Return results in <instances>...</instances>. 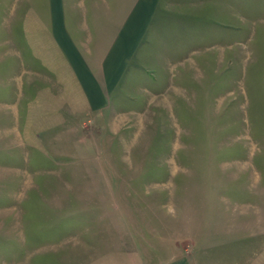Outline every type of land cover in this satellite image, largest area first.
<instances>
[{"label":"rangeland","instance_id":"374dc122","mask_svg":"<svg viewBox=\"0 0 264 264\" xmlns=\"http://www.w3.org/2000/svg\"><path fill=\"white\" fill-rule=\"evenodd\" d=\"M54 5L0 0V264H264V0H182V61L97 116L51 73Z\"/></svg>","mask_w":264,"mask_h":264},{"label":"crops","instance_id":"0c3cea01","mask_svg":"<svg viewBox=\"0 0 264 264\" xmlns=\"http://www.w3.org/2000/svg\"><path fill=\"white\" fill-rule=\"evenodd\" d=\"M54 1L49 58L57 64L50 70L66 93L77 88L90 115L104 113L112 97L129 92L124 80L132 68L182 61L185 45L171 40L182 39V28L172 30L168 23L172 9H182V0ZM75 16L84 23H74ZM68 107L58 110L68 112ZM0 153L5 159V150Z\"/></svg>","mask_w":264,"mask_h":264}]
</instances>
